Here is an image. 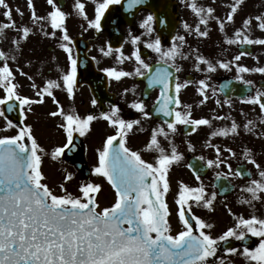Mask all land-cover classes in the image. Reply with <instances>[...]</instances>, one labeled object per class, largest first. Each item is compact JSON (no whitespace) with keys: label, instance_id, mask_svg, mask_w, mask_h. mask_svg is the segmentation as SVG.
Listing matches in <instances>:
<instances>
[{"label":"snow or ice","instance_id":"obj_1","mask_svg":"<svg viewBox=\"0 0 264 264\" xmlns=\"http://www.w3.org/2000/svg\"><path fill=\"white\" fill-rule=\"evenodd\" d=\"M46 2L51 6V10L44 16L37 14L33 0H28V6L31 9L33 24L46 21L53 29L51 32L44 31L45 36L57 38V30L61 33L58 47L66 53L67 67L58 68L60 77L47 79L42 87L33 82L31 87L36 90L35 99L23 95L19 91L20 86L15 82L16 73L8 62L15 60L16 56L0 50V90L3 92V95H0V117L4 120V132L15 129V134L0 135V264H225V258L217 256L221 243H226L230 238L243 242L248 239V234L258 238L255 246L244 245L242 251L236 247H227L224 251L228 254L239 252L248 264H264V218L256 215L249 218L237 216L233 227L214 236L209 231L214 225L192 213L193 204L214 210L217 193L208 194L202 183L198 187H191L180 182L174 202L182 230L173 233L170 222L172 213L166 195L171 187L170 170L183 159V156L175 145H172L169 152L161 144L159 137L168 139L171 134L176 133L177 125L192 126L193 131L198 126H211V121L207 118H192V105H182L181 90L192 82H180L178 76L174 81V74L169 71L170 66L174 67L177 73L181 71L175 61L178 56L182 57L183 53L176 43L164 49L157 38L147 45L159 56L155 68L146 63L137 50L133 53L137 63L134 73L112 67L103 69L117 80L132 75L147 76L148 86L150 88L159 86L160 89L155 111L173 118L171 121L165 120L167 130L163 126L152 129L150 138L144 146L145 151L156 153L150 161L144 158L141 151L128 146L130 132L141 121L121 118L118 115L120 109L116 106H112L110 112L102 113V117L114 131L95 149L96 163L92 172L105 179L114 190L113 202L101 208L97 198L102 190L101 183H81L78 188L79 194H74L64 183L59 185L60 192L57 193L45 182L44 157L60 159L65 155V150H70V146H73L74 134L81 137L88 134L92 122L98 118L91 114L81 116L75 110L65 111L56 98V89L65 90L70 97L74 95L79 66L70 46L71 37L66 26L69 13L63 11L56 0ZM144 2L145 0H126L127 10L130 11ZM94 3L95 14L92 19L88 18L85 4L81 0H76L73 7L78 15L87 20L89 27L101 31L105 13L110 6L121 4V0H94ZM244 3L245 0H234L228 6L230 8L226 16L228 22H234L235 15ZM0 6L4 7L3 15L7 19L6 23L0 24V38L5 36V30L14 29L19 37L13 43L19 51L20 41L26 40L33 29L26 25L17 27L12 17V9L6 0H0ZM189 7L199 18L195 32L201 37H207L208 31L201 30L200 25L209 23L215 9L198 6L195 0H192ZM16 11L23 15L19 8ZM153 19L154 17L149 14L142 26L147 27ZM216 19L219 21L220 30L224 31L225 22L218 17ZM254 19L258 22L257 27L264 31V13L256 15ZM252 21L251 16L245 18L242 27L236 29L235 38H227L226 42L264 45V38L251 37ZM184 27L191 29L188 24ZM41 30L43 31L42 24ZM139 39L138 36L133 37L132 42L135 44ZM177 39L184 41L185 37L180 36ZM111 51L109 45L105 55ZM245 54L241 52L234 60L239 61ZM196 59L207 66L206 71H216V65L206 58L197 55ZM218 63L219 67L228 69L231 62ZM237 67L241 73H264V67L248 68L242 65ZM20 74L33 81V77L28 73L21 70ZM244 82L252 84L250 80ZM198 83L203 97L200 103L203 104L208 98L205 90L209 85L205 80ZM45 97H50L57 106L49 115L61 118L58 128L66 137V143L54 147L50 153L46 152L38 141L31 124L14 123L5 114L18 109L20 117L26 120V112H31L33 105L43 104ZM245 102L258 105L260 112L264 114V91H257L255 95L246 97ZM92 103L95 104L96 101L93 100ZM131 107L139 111L144 118L150 117L142 100L133 102ZM181 107L183 110H178ZM252 124L253 121L250 120L244 127L252 131L249 127ZM238 129L239 125L233 121L230 128H219L210 135L216 137L228 136L229 133L238 134ZM208 146L214 147L219 156L221 149L218 146L211 144ZM227 151L235 155L232 149L229 148ZM244 156L260 169L259 176L262 178L252 180L244 189L250 197L242 198L241 203L251 206L255 201L264 199L261 195L264 194V169L251 158L250 149L244 150ZM218 163L223 161L211 159L207 161L209 167ZM235 174L243 175L244 172L238 169ZM222 175L226 174L218 173L217 179ZM72 179L73 174L66 173L65 182ZM196 179L200 180V176L197 175ZM223 190L226 192L228 189Z\"/></svg>","mask_w":264,"mask_h":264},{"label":"flooded vegetation","instance_id":"obj_2","mask_svg":"<svg viewBox=\"0 0 264 264\" xmlns=\"http://www.w3.org/2000/svg\"><path fill=\"white\" fill-rule=\"evenodd\" d=\"M122 1L121 4L110 6L108 22L106 23L108 27L106 25L102 26L101 31L89 27L87 20L76 13L73 7L76 0H66V5L62 8L63 11L69 13L66 26L71 37L70 46L73 48L74 56L78 59L79 71L74 95L70 97L62 89H56L55 95L65 111L75 110L81 116L91 114L98 118L92 122L91 131L88 134L83 137L74 134V139L79 138L83 141L84 146L82 145L75 150L70 163L62 158L52 161L62 166L63 170L75 174L74 181H79V178L83 179L77 171V166L87 164L89 167L87 171L91 174L89 181L102 184V190L97 196L101 208L109 206L114 200V190L105 179L92 172V168L96 163L95 149L100 147L106 136L114 131L108 121L102 117V113L110 112L112 106H116L120 109L118 115L121 118L126 120L139 119L141 123L134 126L129 134L128 146L141 151L144 158L150 161L156 153L145 151L144 146L150 138L152 129L163 126L167 130L164 122L165 120L171 121L173 118L165 117L162 113L155 111L160 89L154 87L148 91L144 80L145 76L132 75L117 80L115 77L109 76L103 69L112 67L134 73L137 63L133 53L137 50L145 62L153 66L157 64L159 56L147 45L159 38L163 48L167 49L173 43L177 44L178 34L180 33L181 36L185 37L182 42L192 46L197 45L196 48L191 47L188 51L189 57L187 56L186 60L190 63V68L181 69L177 73L175 68L172 67L174 77L178 76L180 82H192L181 90L180 99L182 105H192V118H207L211 121V126L202 125L198 126L195 131H191L188 127L192 126L177 125L176 133L171 134L168 139H164L162 136L159 137L161 144L169 152L172 145H175L183 156V159L174 164L170 170L169 181L171 187L166 195L172 213L170 222L173 233L182 230V225L177 216V206L174 202L180 182H184L191 187H198L202 183L208 194L217 193L213 205L214 210L195 204L192 205V213L214 225L209 230L214 236H218L229 227H233L237 216L249 218L252 215L257 217L263 215L261 217L263 218V212H259L258 209H263L264 199L255 201L251 206L247 203H241V199L250 197V194L244 189L250 185L252 180L262 179L259 176L260 169H257L255 165L250 163L248 158H245L244 150L250 149L251 158H254L260 164L261 169H264V122H262L264 114L260 112L258 105L245 102L246 97L255 95L257 91H264V73H241L238 71L237 65L248 68L264 67V55L253 60L251 59L252 55H244L239 61H235L234 57L237 55L233 53L232 60L226 61L224 57L220 59L223 62H231L228 69L216 68V71L208 72L205 70L207 66L197 61V59L195 60L193 56H195L194 52H198L199 49L206 56L213 58L216 54H222V46L219 45L223 44L228 36L222 35L216 17L223 20L220 14L223 6L215 4L199 5L204 8L212 7L215 9L213 18L209 20V23L200 25L201 30H206L209 33L207 37H201L195 32L199 18L190 7H185L188 0H172L173 14L177 16L179 26L174 32L173 38L166 40L158 36L155 19L150 21L147 27L142 26L149 14L153 16L150 11L142 9L137 12L135 19H133L127 13V8L122 7ZM81 2L85 4L88 18H94V0H81ZM50 10L51 6L45 0V15ZM185 24L190 25L191 29H186ZM45 31H53L46 21ZM60 35L61 33L57 30V38L44 35V37H31L21 40L19 51L16 50L15 46V52L12 55H15L16 59L9 61V64L16 73L15 82L20 86L19 91L21 94L35 99L36 90L31 87L32 83L35 82L42 87L47 79H58L60 77L61 73L58 68L67 67L66 53L58 47ZM136 36L140 39L134 44L132 38ZM212 44H217V46L213 47ZM109 45L112 51L105 55ZM101 49L105 51L102 52ZM128 57H131V59ZM203 57L207 59V57ZM198 64L199 68H197ZM213 64L215 65V62ZM21 70L32 76L33 81H29L26 76L21 75ZM189 75L192 76L191 79H188ZM239 77H243V79H239ZM230 79L239 82L241 85L251 87L252 92L244 98L226 99L220 92V85L222 81ZM200 80H205L209 85V88L205 90L208 98L203 104L200 103L203 99L199 91L201 86L198 82ZM246 80L252 81V84H246L244 82ZM0 95H3L2 90H0ZM93 100L96 101L95 104L92 103ZM141 100L150 113L149 118H144L139 111L131 107L133 102ZM226 101L230 103H226ZM56 107L50 97H45L43 104L33 105V110L26 112V120L20 117L18 109L5 114L14 123L31 124L38 141L46 152L50 153L54 147L66 143L64 132L58 128L61 118L49 115V112L56 110ZM178 110H183V108L181 107ZM216 117H225V119H216ZM250 120L253 121V124L249 125L252 131H248L244 127ZM233 121L239 125L238 134L229 133L228 136L218 135L216 137L210 135L212 131L219 128H230ZM3 128L4 120L0 117V135L15 134V129L4 132ZM209 144L216 145L221 149L219 156L215 148L208 146ZM229 148L233 150L235 155L227 151ZM47 157L50 156H45L44 160ZM200 157H203V159H200ZM210 159L223 161V163L209 167L207 161ZM188 165L193 167L190 168ZM229 165H231V168H229ZM50 167H54V164H51ZM238 169L242 170L244 174H235ZM218 173L226 175H222L217 179ZM197 175L200 176V180L196 179ZM225 188L228 189L226 192L223 190ZM261 195L264 197V194ZM193 225L195 229L194 221ZM257 242L258 238L252 237L251 234H248V239L243 242L230 238L222 245L223 252L219 256L225 258V264H248L239 252L228 254L224 249L236 247L242 251L244 245L255 246Z\"/></svg>","mask_w":264,"mask_h":264},{"label":"rangeland","instance_id":"obj_3","mask_svg":"<svg viewBox=\"0 0 264 264\" xmlns=\"http://www.w3.org/2000/svg\"><path fill=\"white\" fill-rule=\"evenodd\" d=\"M201 0H197L196 3H198V5L200 4ZM234 0H218V3L221 5H228L233 3ZM6 3L11 7L12 9V17L13 19L16 21L17 27H22V26H28L30 28L33 29L32 33L30 34V36L28 38L31 37H44V28L42 31L41 30V24L43 25V27H45V21L43 22H37L35 24H33L32 19H31V9L28 6V0H6ZM33 3L35 5V9L36 6L40 5H45V0H33ZM213 3V1H212ZM189 2L185 3V7L188 8L189 7ZM19 8L21 12H23V15H20L19 13H17L16 9ZM5 9L3 6H0V24L2 23H6L7 19L6 17L3 15ZM37 12V9H36ZM228 11H224V13L222 14V18L225 20L227 29L230 33H232L233 35H235L233 28L235 27V25H238L240 28L242 27V21L251 16L253 17V21H252V27H251V32L250 35L253 39L255 38H264V31L260 30L257 27V21H255L254 17L258 14H262L264 13V0H245L244 5L241 7L240 10H238V13L235 15L234 18V22H228L226 20V16H227ZM41 16L45 15L44 11H41ZM248 34V33H247ZM221 35V34H220ZM17 37H19V34L14 30V29H8L5 30V36L0 38V50L5 51L6 53L9 54H13L15 52V46H14V39ZM179 37L181 36V34L179 33L178 35ZM232 38H235L234 36H232ZM227 40V39H226ZM21 42V41H20ZM177 44L180 46V51L183 53V56H178L177 57V61H176V65L179 66L181 69H187L190 68L189 66V62H187L186 58L188 56V50L187 47L189 46L188 43H184L180 40H177ZM217 44H212V46H216ZM239 45V43H235V44H228L227 42H225L224 46L226 48V50L228 52L231 53V55L228 56H224V59L226 61L232 60V55L233 53L237 52V46ZM253 46V57L251 59H259L261 57H263L264 55V45H257V44H252ZM187 55H186V54ZM189 57V56H188ZM194 59L196 60L197 54H195V56H193ZM220 57H216V68L217 69H221V67H219V63L218 62H223L222 60H220ZM11 61V60H10ZM45 161V165L43 166V171L45 173L46 176V180L45 182L49 184V186L57 193L60 192V188L59 185L61 183L65 184V187L72 193L74 194H79L78 192V186L81 184V182H85L82 178H79V181H74V179L65 182L64 177L66 175V173H68V171L63 170L62 166L57 165L56 162H53L51 157H47V159L44 160ZM51 164H54V167H50ZM72 173V172H71ZM73 174V173H72ZM75 174H73V177ZM77 176V174H76ZM78 177V176H77ZM90 182V181H89ZM260 206V204H259ZM262 208L264 210V204L262 205ZM260 210V209H258ZM262 214V213H260ZM264 214V211H263ZM263 215H259V217H262Z\"/></svg>","mask_w":264,"mask_h":264},{"label":"water","instance_id":"obj_4","mask_svg":"<svg viewBox=\"0 0 264 264\" xmlns=\"http://www.w3.org/2000/svg\"><path fill=\"white\" fill-rule=\"evenodd\" d=\"M168 4H169V0H151L150 2H147L146 4H143V5L150 7V9L154 12L155 17L158 22V30L161 36H167L169 31H172L173 29H175V23L170 27L166 26V21L169 18L168 16L169 14L167 10L169 6ZM243 49L244 51L247 50L246 47ZM239 91L240 89H237V91L234 93L232 92L231 95H239ZM241 93H242L241 95H244L246 92H241Z\"/></svg>","mask_w":264,"mask_h":264}]
</instances>
